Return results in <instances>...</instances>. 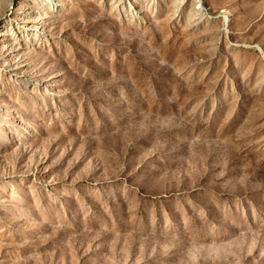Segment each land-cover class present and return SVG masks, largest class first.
I'll return each instance as SVG.
<instances>
[{
    "label": "rangeland",
    "instance_id": "obj_1",
    "mask_svg": "<svg viewBox=\"0 0 264 264\" xmlns=\"http://www.w3.org/2000/svg\"><path fill=\"white\" fill-rule=\"evenodd\" d=\"M0 0V264H264V0Z\"/></svg>",
    "mask_w": 264,
    "mask_h": 264
},
{
    "label": "bare ground",
    "instance_id": "obj_2",
    "mask_svg": "<svg viewBox=\"0 0 264 264\" xmlns=\"http://www.w3.org/2000/svg\"><path fill=\"white\" fill-rule=\"evenodd\" d=\"M12 0H9L8 1V5L7 6H9V4H10V2H11ZM43 2H47L48 0H42ZM0 31H3V30H0Z\"/></svg>",
    "mask_w": 264,
    "mask_h": 264
}]
</instances>
